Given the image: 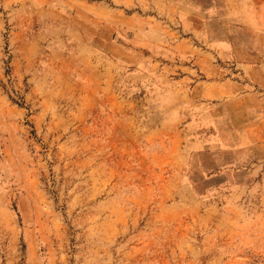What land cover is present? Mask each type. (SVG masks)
I'll return each mask as SVG.
<instances>
[{
	"label": "rangeland",
	"instance_id": "1",
	"mask_svg": "<svg viewBox=\"0 0 264 264\" xmlns=\"http://www.w3.org/2000/svg\"><path fill=\"white\" fill-rule=\"evenodd\" d=\"M0 264H264V0H0Z\"/></svg>",
	"mask_w": 264,
	"mask_h": 264
}]
</instances>
